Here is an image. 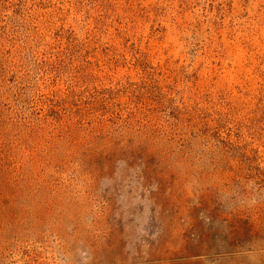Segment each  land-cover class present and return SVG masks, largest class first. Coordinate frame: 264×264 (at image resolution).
Segmentation results:
<instances>
[{"label":"rangeland","instance_id":"obj_1","mask_svg":"<svg viewBox=\"0 0 264 264\" xmlns=\"http://www.w3.org/2000/svg\"><path fill=\"white\" fill-rule=\"evenodd\" d=\"M0 264H264V0H0Z\"/></svg>","mask_w":264,"mask_h":264}]
</instances>
